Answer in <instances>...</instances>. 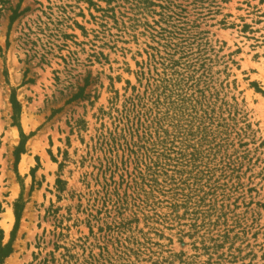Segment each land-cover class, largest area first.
Masks as SVG:
<instances>
[{
	"label": "rangeland",
	"instance_id": "1",
	"mask_svg": "<svg viewBox=\"0 0 264 264\" xmlns=\"http://www.w3.org/2000/svg\"><path fill=\"white\" fill-rule=\"evenodd\" d=\"M180 49L253 134L236 122L247 145L234 138L239 170L215 173V191L172 200L140 183L125 109L150 106L152 56ZM251 82L264 91V0H0L1 264H264V97Z\"/></svg>",
	"mask_w": 264,
	"mask_h": 264
},
{
	"label": "trees",
	"instance_id": "2",
	"mask_svg": "<svg viewBox=\"0 0 264 264\" xmlns=\"http://www.w3.org/2000/svg\"><path fill=\"white\" fill-rule=\"evenodd\" d=\"M175 16L178 14L173 11L171 15L168 14L170 28L175 27L172 22L169 23L171 19L176 20ZM168 37L176 38L169 30ZM179 52L181 54L176 60L172 59L175 51L171 55L168 53V58L164 62L161 60L158 62L152 56L156 77L150 76L152 79L148 95L150 106L141 103L135 97L127 102L128 107L125 109L128 114L125 118L128 121L130 114L134 110L137 111L132 117L129 129H133L135 134L140 131V135H137V141L131 143L135 149L130 147L129 150L135 157V169L140 183L147 186L150 192L155 188L158 189L159 186H169L168 191L172 200L177 189L191 190L193 187V192L202 191L205 194L207 193L203 188L215 191L216 186L209 184L215 173L229 171L231 176L237 172L240 163L235 157L233 158L236 152L233 148L234 138L238 140L236 142L238 147L246 146L247 143H240L239 133L234 131V127L236 122H241L243 125L239 130L244 135L246 130H250V124L246 122V114L236 108V99L233 97V103L223 108L226 103L218 99L216 92L213 93L214 87L210 80H206L207 76L204 74L202 64L198 69L193 68L192 63H187L186 52L181 49ZM156 64L162 67L160 73L156 71ZM199 71L200 73L197 74ZM139 76L143 78L142 71H139ZM150 78L147 79L148 84ZM250 85L264 97V91L255 82H251ZM217 103L219 104L216 106ZM10 104L13 120L17 123L20 105L13 91L10 95ZM161 109H164L162 113ZM224 113L226 116H223ZM237 115L239 117L235 118ZM229 122H232V125ZM249 134H253L251 130ZM19 136L17 155L23 152L26 139L20 129ZM230 149L233 150L228 154L227 151ZM220 176L227 177L224 174H219L218 177ZM205 177L206 181L202 182V178ZM133 181L136 185V181ZM216 181L215 179L212 183ZM21 208V200H19L14 205L15 222L11 235L18 225ZM10 252L9 243L0 245V264Z\"/></svg>",
	"mask_w": 264,
	"mask_h": 264
},
{
	"label": "bare ground",
	"instance_id": "3",
	"mask_svg": "<svg viewBox=\"0 0 264 264\" xmlns=\"http://www.w3.org/2000/svg\"><path fill=\"white\" fill-rule=\"evenodd\" d=\"M21 167H23V163L21 164Z\"/></svg>",
	"mask_w": 264,
	"mask_h": 264
}]
</instances>
